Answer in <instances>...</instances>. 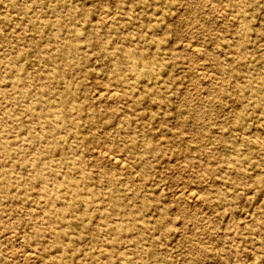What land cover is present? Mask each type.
<instances>
[{
	"label": "rangeland",
	"instance_id": "1",
	"mask_svg": "<svg viewBox=\"0 0 264 264\" xmlns=\"http://www.w3.org/2000/svg\"><path fill=\"white\" fill-rule=\"evenodd\" d=\"M189 1L0 0V264H264V0H234L243 43L233 0ZM145 15L156 28L138 32ZM126 44L157 78L112 65ZM228 59L235 80L212 67ZM106 87L120 97H92ZM182 183L197 199L174 198Z\"/></svg>",
	"mask_w": 264,
	"mask_h": 264
},
{
	"label": "bare ground",
	"instance_id": "2",
	"mask_svg": "<svg viewBox=\"0 0 264 264\" xmlns=\"http://www.w3.org/2000/svg\"><path fill=\"white\" fill-rule=\"evenodd\" d=\"M144 1H149V0H144ZM150 1H151L150 4L153 7H155L156 5H159L161 3V0H150ZM189 4L191 5L190 7H192V8H196V7L197 8H201V6H204L205 1L204 0H191V1H189ZM227 7L230 10L236 11V15H237L238 19H239V17L242 18V19H240V22L239 23L241 24L240 25L241 26L240 28H241V32H242V39H241L240 42L243 43L245 41L246 32H247L249 26H248V20L245 19V18H243V16H240L239 15L242 12L241 4L239 2H235L233 0V1L230 2V5L227 6ZM101 15H102L103 22H107L112 17V12L109 10V8L104 7L103 8V12H102ZM142 21L143 22L140 25V28L138 29V32H140L141 29H143V27L145 25L148 28L152 29L151 31H153L156 28V25L150 20V18L148 17V15H145L144 17H142ZM79 23H81V22L79 21ZM52 25H55V26H58L59 27L61 24L58 21H55V23H52ZM102 27H104V28L106 27L107 28V26H105V25H103ZM164 29L170 31L171 27H170L169 23H167L164 26ZM98 30H99L98 24H91L90 25L89 31H90V34H91V39L97 40V38H100L101 37V38H105L106 41H109L111 38L114 37L111 34H107L105 31L101 32V31H98ZM111 33H116V32L115 31H113V32L111 31ZM3 37H4V34H3ZM53 39L54 40L57 39V35L56 34L53 35ZM78 40H79V30H77V29H75L74 36L73 37H69V38L63 39V43H64V53L66 55H68L70 53H76L77 52V49H78L77 41ZM152 40L154 42L153 45L158 46L160 44V41L158 39L153 38ZM261 41H263V40H261ZM198 45H199V43H196L192 39H188V38H187V40H185V41H183L181 43L182 49H185V50L189 51V53L193 54L195 57L200 58V57L206 55V50H204L203 48H201ZM98 47L100 49L105 48V46L103 44H100ZM241 50L243 51V49H241ZM243 54L241 53L240 54V57H238L239 58V62L241 61L242 64L244 63L243 62V58H244L243 57ZM153 56H154V54L149 53V52H145V53H143V52H136V51H134V48H132L131 45L126 44L125 46L120 47L119 49L116 50L115 54L111 57V62H112V65L115 68H121L122 66H124V67H126V69L128 68V69H130L132 71H136L135 72L136 74H139V73H141V74H145V73L146 74H150L151 72H153V74H154L155 72L153 71V69H154L155 61L153 60ZM261 61H262V63H264V56H262ZM228 62H231V60L228 59L225 62H219V61H217L216 64L212 65V67H214L217 70L218 73H221L222 74V78L223 79H225L226 77H228L230 80H232V79L235 80L237 78V75H238V72H239L240 68L234 67L235 65H232V64H230L229 66H227V64H229ZM158 75L159 74H157V73L154 74V78H157ZM193 76L197 80H199V79L203 80V79L208 78L209 72L207 70H204L202 67L198 66V67H195L193 69ZM216 79L215 78H210V80L208 81L209 88H210L209 90H210V92H213L214 94H219L220 92H223L225 90V84L222 82L223 79L221 81H217ZM202 84H204V83H202ZM252 87H253V85H252ZM192 88H193V86H192ZM117 91L118 90L116 88H114V87H106V88H102V90L100 89L97 92H95V94L92 95V97H94L96 99H103V98L104 99L105 98L118 99L120 97V95H119V93ZM180 96H179V98H180ZM256 97H257V101H260V100H263L264 99V97L262 96V94H256ZM97 104H98V102H97ZM238 110H239L238 107L235 106L234 113L236 115H238V113H239ZM216 124H218V123H216ZM240 134H242V133H240ZM252 138L254 139L253 136H252ZM253 144H255V143H253ZM112 151L113 150L109 151L108 149L106 150V148L104 149V148L99 147V146H98V148H93L92 149V153H93V155L96 158H99V159H108L111 163L116 164V165H120L121 164V161H123V160L120 159L122 157H119L117 154H115ZM169 162H171V161H169ZM187 177H188V175H187ZM191 186H193V185H191ZM191 186L190 185L189 186L188 185H185L183 183H182V185H178L176 187L175 191H174V196L175 197L174 196L173 197L176 198V199H180L182 197H187V198L189 197V198L197 199L198 192L194 188H192ZM199 195H201V192H200ZM113 205H114V207L115 206L117 207V205H118L115 200L113 201ZM181 210H183V209H181ZM186 214H187V212H186ZM7 233H9V232H7ZM18 241H19V239H18ZM11 244H14V243H11ZM9 246H8V248H10ZM203 251H205V249H203ZM30 252H31V250L28 251V253H30ZM31 254H32V252H31ZM26 255H27V253H26ZM26 255H24V256H26ZM247 261H248V259H247ZM249 261H252V260H249ZM249 263L252 264L254 262L252 261V262H249ZM249 263H246V264H249Z\"/></svg>",
	"mask_w": 264,
	"mask_h": 264
}]
</instances>
